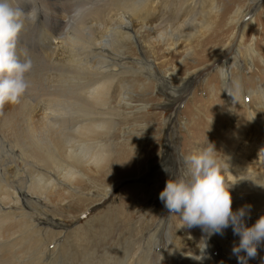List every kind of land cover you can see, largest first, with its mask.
<instances>
[{
	"label": "bare ground",
	"instance_id": "1",
	"mask_svg": "<svg viewBox=\"0 0 264 264\" xmlns=\"http://www.w3.org/2000/svg\"><path fill=\"white\" fill-rule=\"evenodd\" d=\"M202 1L209 2L211 13L218 12V0H12L13 5L25 14L30 9L38 11L37 22L25 20L18 47H27L33 60L44 59L48 68L41 73L44 77L42 83L38 84L41 94L44 92L43 96H36L29 87L18 103L7 104V109L0 118V123L4 126L0 128V264H182L181 258L187 256L177 250L174 240L167 239L168 242L163 241L160 245L159 240L152 238V235L144 244L129 236L121 245H101L103 254L100 256L95 247L98 244H87L85 251L84 243L74 244L66 239L60 240L61 232L57 233L52 228L68 224L47 215L44 200L49 193H56L62 187L74 186L75 189V185L71 186L75 179L78 186L84 182L80 173L74 174L76 170L70 169L60 158L81 169L83 163L90 162L91 159L98 169L110 154L104 153V148H97L98 151L93 149V152L92 148L103 141L101 137L105 133L108 135L112 130L115 131L116 122L108 120L106 114L110 115L111 111L115 113L116 107H119L116 103L120 104L122 100L128 99V87L122 83L121 75H134L138 72L134 65H126L127 50L132 47L134 39L141 41V37L145 36L149 49L155 51L154 44L166 38L163 30L171 37L177 36L180 29L190 27L192 11ZM77 9L80 13L74 15ZM184 16L186 21L182 20ZM201 27L198 34L211 30L209 25ZM208 42L209 40L200 42V50H204L203 46ZM247 50V61H254L256 67L264 65V58L258 57L254 48ZM144 55L143 59L138 58L134 63L148 73L142 85H148L156 79L157 87L162 91L171 90L166 94L167 98L172 99L171 96L174 97L175 93L172 86L167 85L169 75L162 71L161 64L156 63V59L148 58L146 53ZM235 58L236 55H233L224 64L230 67V61L233 62ZM261 59L263 64L259 61ZM163 62L166 63V60ZM222 64L221 67L224 66ZM237 66L240 67L238 61ZM30 73L31 70L27 76L31 87L37 86ZM43 81L46 83L43 84ZM228 85L229 83H225L224 88L229 89ZM83 93H89L88 97L82 98ZM226 94L225 97H228L227 91ZM115 99L118 102L113 103ZM179 99L178 96L172 101L177 104ZM251 117L253 125L264 137V117L254 114ZM224 142L227 141L221 142V154L228 155L230 162L232 158L235 159V163H229L227 167L229 178H233V181L239 178L244 182L240 186L242 195L233 197V211L246 208L244 224L249 226L251 218H258L260 214L254 206L256 202L252 193L247 191L245 185H250L253 190L258 188L260 177L254 168L260 165V160L257 165L246 162L242 157L244 153L247 154L244 150L236 153L240 156L233 157L229 154L232 146H226ZM261 152H255V155L261 156ZM167 155L172 158L177 175L185 178L179 165L180 159L174 150L173 153H166ZM78 175L81 180H77ZM76 194L74 192L73 197ZM56 195L58 196L57 193ZM39 218L52 224V228L47 229L35 223ZM165 226L162 222V231L167 230L168 225L166 228ZM227 229L235 238L233 240L231 237L230 242L224 239V234L204 230L209 238L219 239L218 243H221L226 255L214 257L201 241L200 253L186 259L191 264H216L217 259L220 264H225L224 258L227 256L228 264H235L232 257L236 255L232 249L240 239L233 233L231 225ZM22 242L28 245L18 246ZM154 245L162 248L156 260L152 259ZM68 248L72 249L70 253ZM261 250L264 251V245L258 247L256 260L264 264ZM47 257L49 259L46 263L44 259Z\"/></svg>",
	"mask_w": 264,
	"mask_h": 264
},
{
	"label": "rangeland",
	"instance_id": "2",
	"mask_svg": "<svg viewBox=\"0 0 264 264\" xmlns=\"http://www.w3.org/2000/svg\"><path fill=\"white\" fill-rule=\"evenodd\" d=\"M201 4L192 11L189 28L180 29L177 36L171 37L163 30L166 38L154 44L155 51L149 49L145 36L141 37V41L134 39L133 48L128 47L126 65H134L138 72L134 75H121L122 83L128 87V99L122 100L120 104L115 99L113 103L119 107H116L115 113L111 111L110 115L106 114L107 119L114 120L116 124L115 131L112 130L108 135L105 133L101 137L103 141L93 145L92 152L93 149L104 148V153H110L99 168L97 169L90 158V162L83 163L82 169L60 158L70 169L76 170L74 174L80 173L84 182L78 186L75 179L71 186L75 185L77 190L74 186L62 187L63 189L56 192L58 196L56 193L45 195L47 198L44 206L48 210L47 215L68 225L54 227L40 218L35 220V223L44 228L53 226L52 229L57 233L60 231V240L66 239L74 244L84 243L85 251L87 244H98L95 247L98 250L97 255L100 256L103 254L101 245H121L129 236L144 244L152 235V238L159 240L160 245L163 241L168 242L167 239L174 240L177 250L187 257L200 253L201 241L214 257L226 255L223 246L218 243V238H209L202 226L186 227L180 214L169 212L159 199V193L170 178L180 179L172 158L166 156V153H173L174 150L180 159L183 176L187 179L190 178L192 169L189 157L202 152L208 147V143L214 144L218 151L217 157L223 165L221 174L225 183L229 184L232 199L234 196H241L240 186L244 182L239 178L233 181L227 170L229 163H235V159L232 158L230 162L228 155L220 152L223 149L220 147L223 145L221 142L224 140L227 141L224 142L226 146H232L229 154L233 157L244 150L247 154L241 156L246 162L257 165L260 160V165L254 168L260 177L258 188L253 190L250 185L245 186L252 193L256 202L254 206L259 210L260 216L264 214V137L253 125L251 117V114L264 117V65L256 67L254 61L246 60L249 48H254L258 57L264 58V0H218V14L210 12L209 2L202 1ZM185 17L182 20L186 21ZM201 25H209L211 30L198 34V30L202 29ZM204 40L209 42L203 46L204 50H200V42ZM144 53L148 58L156 59L155 62L161 64L162 71L169 75L170 81L167 85L172 86L173 93L176 94L171 98L180 97L177 104L167 98L166 93L171 90L162 91L157 87L156 79L148 85H142L148 73L134 63L138 58L143 59ZM233 55L236 58L233 62L230 61L232 65L228 69L225 64ZM262 59L259 61L263 64ZM237 61L240 67L237 66ZM221 64L224 66L221 67ZM47 68L44 59L33 60L30 74L37 86L31 87L30 84L29 87L36 96H43L44 92L41 94L38 84L42 83L44 76L41 73ZM222 70L226 73L224 79L221 77ZM225 83H229L232 96L228 94L225 97ZM237 83L240 85L238 90L235 87ZM88 95L89 93H83L82 98ZM6 109L7 104L0 110V118ZM0 124V128H4L3 123ZM226 134L228 137H225ZM258 151H262L261 156L255 155ZM79 175L77 180H81ZM74 192L77 194L73 197ZM256 220V216L251 218L250 225ZM162 222L164 226L168 225L167 230L162 231ZM227 228L222 234L230 242L232 235ZM165 232L168 235H164ZM20 245L28 244L22 242L18 246ZM70 249L68 248L69 253ZM160 251L162 248L159 245L153 246V260H156ZM260 254L263 255L264 251L261 250ZM187 257L181 258L182 264H191ZM82 258L85 259L84 256ZM48 259L49 257L44 259L46 263ZM224 259V263L228 264L227 256ZM232 259L238 264L237 256ZM219 262L217 259L216 264H220ZM248 264L260 263L255 256L248 259Z\"/></svg>",
	"mask_w": 264,
	"mask_h": 264
},
{
	"label": "clouds",
	"instance_id": "3",
	"mask_svg": "<svg viewBox=\"0 0 264 264\" xmlns=\"http://www.w3.org/2000/svg\"><path fill=\"white\" fill-rule=\"evenodd\" d=\"M79 13L77 9L74 15ZM25 20L37 22L38 11L30 9L25 14L12 0H0V110L5 104L18 103L30 86L27 74L33 66L32 54L27 47H18ZM225 76L222 70L221 77ZM235 87L238 90L239 84ZM225 90L232 96L231 89ZM217 153L214 144L208 143L202 152L191 155L190 178H170L159 199L169 212L180 214L186 227L202 226L210 233L222 234L231 225L233 233L240 236L239 243L233 246V254L238 264H248V259L257 255L258 247L264 245V214L246 226V208L233 211L229 184L221 174L223 165Z\"/></svg>",
	"mask_w": 264,
	"mask_h": 264
}]
</instances>
